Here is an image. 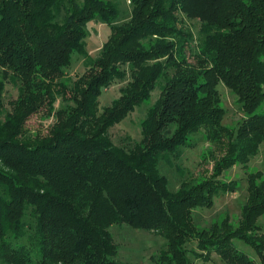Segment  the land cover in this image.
Masks as SVG:
<instances>
[{
	"label": "trees",
	"instance_id": "1",
	"mask_svg": "<svg viewBox=\"0 0 264 264\" xmlns=\"http://www.w3.org/2000/svg\"><path fill=\"white\" fill-rule=\"evenodd\" d=\"M130 1V19L118 24L113 0H0V264H122L114 225L162 235L158 264H190L189 253L256 264L235 239L264 264L263 174H248L237 228L228 217L200 228L195 214L237 191L221 177L264 144V0ZM187 19L199 20L197 37ZM91 22L111 28L96 57ZM75 57L85 72L72 79ZM121 82L120 97L101 109V94ZM8 83L18 89L10 109ZM220 85L244 113L237 128L224 124ZM158 87L141 140L115 144L110 130ZM43 110L54 123L34 135L27 122ZM203 130L215 148L212 174L171 190L160 163L193 148Z\"/></svg>",
	"mask_w": 264,
	"mask_h": 264
},
{
	"label": "rangeland",
	"instance_id": "2",
	"mask_svg": "<svg viewBox=\"0 0 264 264\" xmlns=\"http://www.w3.org/2000/svg\"><path fill=\"white\" fill-rule=\"evenodd\" d=\"M120 5L121 15L118 24H121L131 17L132 5L130 0H113ZM186 29L194 33L197 37L200 28L199 20H185ZM89 35L87 37V50L96 57L100 49L111 35V28L105 24L91 22L88 24ZM193 62L192 59H190ZM85 67L83 59L75 57L72 66L67 70V77L75 79L83 75ZM68 79H66V82ZM125 85L124 82L116 83L105 90L99 99L100 108L111 106L121 93L120 89ZM222 98V105L226 109L224 124L230 128L237 126L244 120V113L237 105L236 96L224 85L219 86ZM160 95V88L152 93L149 101L137 108L134 113L129 115L121 123L115 125L110 134L115 144L127 148L133 146L134 142L141 140V123L145 119L149 108L155 103ZM18 97V89L11 83L7 84L5 94V104L10 109L9 103ZM61 105V98L56 107ZM259 113H264V104L260 107ZM54 123V118L45 114V110L32 116L27 122V129L34 135L37 133L47 134ZM195 143L193 148H183L180 157L170 156L169 161H162L159 165L161 174L169 180L171 190L177 191L183 180L202 181L212 174L214 160L210 156L214 154V146L207 141L206 131H202L191 139ZM216 156L219 155L217 150ZM260 172L264 180V144L260 145L259 151L245 167L241 164L235 165L230 170L224 172L221 180L223 182H237V191L234 193L219 194L214 197V207L212 209H197L196 219L200 228H210L214 224H220L226 217L230 219L233 228L239 225L241 209L248 199V174ZM258 224L260 232H264V216L259 218ZM114 242L118 245L117 260L122 264H158L157 256L165 247L166 240L162 235L155 234L142 229H134L128 225H114L110 229ZM234 244L241 252H245L256 264H263L261 257L241 239H235ZM197 243L187 246L191 251L196 250ZM190 264H227L217 255H213L211 262L196 260L192 253L188 255Z\"/></svg>",
	"mask_w": 264,
	"mask_h": 264
}]
</instances>
